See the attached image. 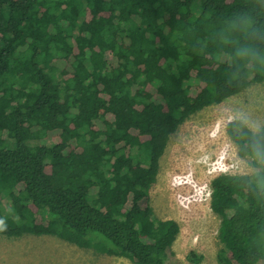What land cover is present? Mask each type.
Wrapping results in <instances>:
<instances>
[{
	"label": "trees",
	"instance_id": "obj_1",
	"mask_svg": "<svg viewBox=\"0 0 264 264\" xmlns=\"http://www.w3.org/2000/svg\"><path fill=\"white\" fill-rule=\"evenodd\" d=\"M249 44L264 55V0H0V235L173 264L179 225L150 204L160 159L191 115L264 82ZM225 132L259 169L210 181L217 262L264 263V115Z\"/></svg>",
	"mask_w": 264,
	"mask_h": 264
},
{
	"label": "rangeland",
	"instance_id": "obj_2",
	"mask_svg": "<svg viewBox=\"0 0 264 264\" xmlns=\"http://www.w3.org/2000/svg\"><path fill=\"white\" fill-rule=\"evenodd\" d=\"M53 72L56 74L57 70ZM263 115L264 82L251 83L237 95L191 115L170 136L149 195L154 215L174 219L179 225L168 252L173 264H218L220 220L210 209V181L219 173L252 174L259 169L254 158L237 155L225 125L236 118L257 129ZM191 251L201 256L199 263L189 260ZM0 264L134 263L124 256L79 248L51 236L0 235Z\"/></svg>",
	"mask_w": 264,
	"mask_h": 264
},
{
	"label": "clouds",
	"instance_id": "obj_3",
	"mask_svg": "<svg viewBox=\"0 0 264 264\" xmlns=\"http://www.w3.org/2000/svg\"><path fill=\"white\" fill-rule=\"evenodd\" d=\"M240 24L248 29L251 27V22L248 18H243L240 21ZM237 55L244 59H253V60H264V55L257 51L254 44H249L238 50ZM253 130L255 131V126H253ZM262 145L259 142H255L252 145V150L255 156L261 161L264 162V152L261 151ZM7 225L3 219H0V231L5 230Z\"/></svg>",
	"mask_w": 264,
	"mask_h": 264
}]
</instances>
